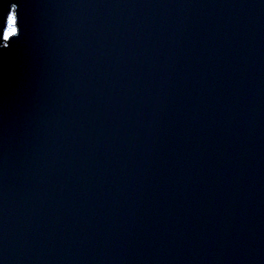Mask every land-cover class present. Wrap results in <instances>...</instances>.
Returning a JSON list of instances; mask_svg holds the SVG:
<instances>
[{"label":"water","instance_id":"1","mask_svg":"<svg viewBox=\"0 0 264 264\" xmlns=\"http://www.w3.org/2000/svg\"><path fill=\"white\" fill-rule=\"evenodd\" d=\"M10 3L2 264H264V0Z\"/></svg>","mask_w":264,"mask_h":264},{"label":"snow or ice","instance_id":"2","mask_svg":"<svg viewBox=\"0 0 264 264\" xmlns=\"http://www.w3.org/2000/svg\"><path fill=\"white\" fill-rule=\"evenodd\" d=\"M7 8V12H3L4 8ZM18 5L16 3H10L4 5L0 8V22H2V27H0V41H3V48L7 49L14 37H19V28L17 27V11ZM2 264V261H0Z\"/></svg>","mask_w":264,"mask_h":264}]
</instances>
